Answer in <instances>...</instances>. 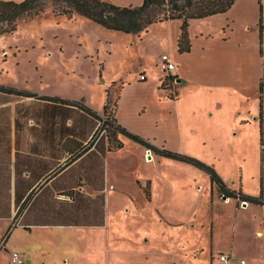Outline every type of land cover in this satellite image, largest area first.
Returning <instances> with one entry per match:
<instances>
[{"label":"crops","instance_id":"0c3cea01","mask_svg":"<svg viewBox=\"0 0 264 264\" xmlns=\"http://www.w3.org/2000/svg\"><path fill=\"white\" fill-rule=\"evenodd\" d=\"M136 2L134 6H139L144 0ZM262 8L264 14V0L262 4L237 0L225 14L191 20L192 49L185 54L178 51L180 20L151 25L148 31L156 28L160 33L159 60L169 54L175 70L167 72L161 67L154 80L146 76L143 82H123L116 117L121 125L161 148L187 154L221 153V163L236 170L229 178L230 169L221 168L228 187L259 197L263 178L264 198ZM37 68L31 79L42 88L1 80L0 84L67 99L59 86L53 85L55 79H64ZM168 74L176 76L173 91L162 88ZM45 82L53 87L44 86ZM176 92L174 99L169 97ZM69 97L84 101L100 115L104 113L106 90L100 105H88L81 96ZM98 128L99 119L80 107L0 92V253L10 252L11 262L12 253H20L23 264H73L72 260L78 259L103 264L112 253V234L122 232L127 248L136 244L135 239L145 244L154 240L156 228L150 230L133 221L150 212L154 221L183 233L180 241L191 242L186 235L201 228L207 234L204 246L208 245L211 258L207 264H222L220 254L231 256L234 264L239 259L237 264L242 260L264 264V206L223 197L210 180L205 187L197 185L194 197H187L177 192L183 182L170 175L157 178L147 173L151 164L168 166L174 160L122 135L123 146L111 151ZM231 153H236L232 161L224 157ZM251 165L258 168L257 173H250ZM215 199L234 213L228 229L218 228L213 216L205 225L199 222V207L213 206ZM245 215L251 223L246 233L240 222ZM249 234L262 242H248ZM16 238L19 241L13 245ZM198 252L193 251L194 259Z\"/></svg>","mask_w":264,"mask_h":264},{"label":"rangeland","instance_id":"374dc122","mask_svg":"<svg viewBox=\"0 0 264 264\" xmlns=\"http://www.w3.org/2000/svg\"><path fill=\"white\" fill-rule=\"evenodd\" d=\"M107 1L122 6L137 3L136 0ZM46 9L42 15L22 20L15 32L0 37L1 81L21 86H26L28 83V87L42 88L31 79L37 72V67H42L56 72L61 79H64L61 82L55 79L56 84L53 85L59 86L57 89L67 96V100L69 96H81L82 99H86L87 104L89 102L100 105L104 99L105 90L113 83L115 85L111 86L110 94L113 100H116L123 82L129 83L138 79L143 82L147 77L152 80L159 77L161 61L158 58L160 49L158 29H152L138 37L107 30L84 17L75 16L70 20L65 16H58L51 2L47 3ZM50 84L45 82L44 86ZM50 87L53 86L50 85ZM183 154L215 166L220 175L221 168L230 169L229 178L236 175L235 166L230 167L221 163V153L208 150ZM224 157L231 160V157L236 158V153L225 154ZM171 163L172 165L168 166L164 163L151 164L146 167L147 173L157 178L164 175L173 176L183 182L178 184L177 192L186 194L187 197H194L198 193L197 185L201 183L205 187L206 180H209L204 172L193 166L175 161ZM257 172L258 168L251 165L250 173ZM251 186H254L253 183ZM203 191L204 188H202ZM166 209L169 213H173L170 208ZM198 212L201 216L199 222L204 225L212 216L220 229L221 227L228 229L230 223L234 221L231 208L228 205H221V201L217 199L213 206L209 204L200 206ZM223 216L225 218L221 226ZM245 216V218L240 217L244 233L251 225L247 215ZM154 219L150 212L146 213L145 217L137 216L133 219L137 225L140 224L147 229L156 228L152 231L155 238L149 244L135 239L136 244L127 248L121 240V236L124 235L122 232L112 234L114 237V243L112 241L111 244L112 253L103 264H207L211 261L208 245L204 246L207 234L201 228L199 231L195 230L192 236L184 234L191 237V242H186L184 238L180 241L183 233H179L176 227H170L165 222L158 223ZM117 224L122 223L117 222ZM160 231L162 234L159 233ZM69 235L73 237L72 234ZM18 241L19 238H16L13 245H16ZM248 242L261 243L262 240L249 234ZM202 249L203 252H200ZM197 250H199L196 254L197 259H194L192 254ZM9 253L5 251L0 253V264H12ZM248 260L252 263L250 259ZM72 261L73 264H88L86 259ZM237 262L240 263V259ZM94 264L100 263L94 261Z\"/></svg>","mask_w":264,"mask_h":264},{"label":"trees","instance_id":"16d2710c","mask_svg":"<svg viewBox=\"0 0 264 264\" xmlns=\"http://www.w3.org/2000/svg\"><path fill=\"white\" fill-rule=\"evenodd\" d=\"M237 0H144L139 6L128 5L121 6L111 3L107 0H1L0 1V36L11 34L18 29L19 23L29 17L39 16L46 12V5L51 2L54 6V12L58 16H65L72 20L75 16L84 17L103 28L122 32L125 34L141 37L148 32L153 24H159L170 20H180L181 34L178 39V51L180 54L191 52L192 44L189 34L191 20L205 19L211 16L227 13ZM262 4V0H259ZM260 20L261 42L264 41V14L262 8ZM176 76L168 74L162 81V88L173 91V83ZM113 83L111 86H114ZM110 87L107 88L106 103L103 115L85 105L84 101L67 100L62 98L39 96L38 94L20 90L14 87L0 84V92L14 94L25 97H35L43 100L55 101L71 106H77L99 119L102 122V129L105 135L102 138L108 140V149L117 150L123 146L120 135L127 137L133 142L151 150L160 157L188 164L204 172L212 185L217 186L221 196L234 198L238 203H253L264 206L263 198V178L262 194L259 197L245 194L242 190H232L225 183L215 166L204 161L183 154L174 152L166 148L155 145L149 139L136 134L119 123L116 117L120 94L116 100H113L110 94ZM124 84L120 86L122 91ZM119 92V93H120ZM178 93L169 94L174 99ZM264 81L261 82V142L264 145ZM147 197L150 198L149 189L146 190ZM10 234V230L7 236Z\"/></svg>","mask_w":264,"mask_h":264},{"label":"built area","instance_id":"2783aa9c","mask_svg":"<svg viewBox=\"0 0 264 264\" xmlns=\"http://www.w3.org/2000/svg\"><path fill=\"white\" fill-rule=\"evenodd\" d=\"M161 67L167 72H171L175 70L176 65L174 62L171 61L169 54L162 55ZM101 127H102V122L99 123L98 129L100 130ZM99 133H100V138L105 135V131H103V129L100 130ZM218 259L221 261L222 264H234L233 259L228 254H220L218 256ZM23 263H24V258L22 254L17 252L12 253V264H23ZM241 264H246V262L242 260Z\"/></svg>","mask_w":264,"mask_h":264},{"label":"bare ground","instance_id":"6f19581e","mask_svg":"<svg viewBox=\"0 0 264 264\" xmlns=\"http://www.w3.org/2000/svg\"><path fill=\"white\" fill-rule=\"evenodd\" d=\"M263 16V15H262ZM264 26V25H263ZM264 31V30H263ZM264 34V33H263ZM264 79V78H263ZM264 81V80H263ZM149 155V154H148Z\"/></svg>","mask_w":264,"mask_h":264},{"label":"water","instance_id":"95a60500","mask_svg":"<svg viewBox=\"0 0 264 264\" xmlns=\"http://www.w3.org/2000/svg\"><path fill=\"white\" fill-rule=\"evenodd\" d=\"M244 205H246V203H244Z\"/></svg>","mask_w":264,"mask_h":264}]
</instances>
